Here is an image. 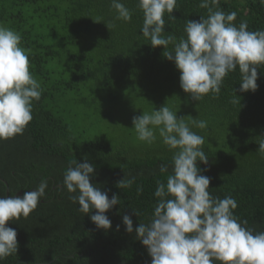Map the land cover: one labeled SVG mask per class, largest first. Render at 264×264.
I'll return each instance as SVG.
<instances>
[{"label": "trees", "instance_id": "16d2710c", "mask_svg": "<svg viewBox=\"0 0 264 264\" xmlns=\"http://www.w3.org/2000/svg\"><path fill=\"white\" fill-rule=\"evenodd\" d=\"M121 2L132 10L131 20L116 21L108 29L115 16L110 0H0V24L20 33L29 70L42 88L23 134L0 141V196L7 198V188L15 196L48 181L37 208L6 224L17 232L18 250L0 264H151L135 228L150 220L157 181L167 175L160 173V165H168L171 173L173 153L161 142L136 149L107 136L112 122L107 112L122 106L120 94L130 98L128 111L132 105L151 112L166 104L178 118L207 121L206 129L192 130L205 139L202 150L209 161L198 162V167L211 178L210 194L233 197L238 221H247L244 226L254 232L264 231V156L257 151L264 136V65L258 66L255 92L239 91L237 68L224 78L219 96L209 93L194 101L181 90L180 73L164 58V49L152 48L141 35L137 0ZM199 3L177 0L171 14L175 20L165 14V34L179 39L187 20L206 16ZM218 6L225 13L236 12L237 26L246 21L249 31L264 30L259 0H219ZM234 89L240 107L231 103ZM72 159L94 165L90 183L109 199L113 194L120 198L105 213L109 230L97 229L90 221L94 211H78L69 198L73 194L58 189ZM131 177L135 183L130 188L116 187ZM124 215L133 220L131 234L122 223Z\"/></svg>", "mask_w": 264, "mask_h": 264}, {"label": "clouds", "instance_id": "9594fccd", "mask_svg": "<svg viewBox=\"0 0 264 264\" xmlns=\"http://www.w3.org/2000/svg\"><path fill=\"white\" fill-rule=\"evenodd\" d=\"M264 5V0H259ZM219 0H200L206 16L198 21L187 20L183 35L178 39L165 34V14L175 11L177 0H137L143 14L141 35L152 48L162 47L163 56L171 61L179 75V86L194 101L211 93L220 94L224 78L239 69L240 92H255L258 85V66L264 65V30L249 31L246 21L237 26L236 12L225 13ZM114 19L106 27L114 28L116 21L129 22L132 10L121 0H110ZM99 23V21H96ZM21 35L0 24V141L22 135L32 120L33 102L42 95L41 84L31 74L28 50L20 46ZM169 45H172L169 48ZM231 103L240 107V99L233 90ZM204 130L207 121L190 117H177V112L164 104L158 110L143 112L132 118V129L137 140L152 144L159 138L172 155V171L161 164L159 171L167 174L157 181L151 218L135 228L136 239L147 250L151 264H264V231L254 232L234 216L238 207L231 196L223 199L209 192L211 178L203 175L198 167L207 164L208 157L202 150L203 136L192 128ZM258 153L264 156V136L258 140ZM94 165L77 163L72 159L57 187L66 191L70 200L78 204V211L90 215L97 229L109 230L111 220L105 215L121 203L120 198L90 183ZM135 177L121 179L118 189L130 188ZM48 181L42 179L32 191L23 196H0V260L16 255L17 232L6 227L10 221L28 217L45 196ZM142 192V187L137 188ZM135 216L140 212L132 210ZM125 231L133 233V220L122 217ZM117 231L119 225H117Z\"/></svg>", "mask_w": 264, "mask_h": 264}, {"label": "rangeland", "instance_id": "374dc122", "mask_svg": "<svg viewBox=\"0 0 264 264\" xmlns=\"http://www.w3.org/2000/svg\"><path fill=\"white\" fill-rule=\"evenodd\" d=\"M119 99L121 100L122 104L120 103L119 107L113 109L110 114L107 112V115L112 116V122L109 124L108 127L109 134L107 135L113 142H124V146L128 145V147H135L138 149L141 145L145 147H152L160 143L159 138L156 142L152 144H147L137 140L136 134L132 129V118L134 116L141 115L144 110L141 108H133L131 106L130 110L128 111L127 107L129 106V97L126 94H120ZM127 105V106H126ZM195 118L194 116H191Z\"/></svg>", "mask_w": 264, "mask_h": 264}, {"label": "water", "instance_id": "95a60500", "mask_svg": "<svg viewBox=\"0 0 264 264\" xmlns=\"http://www.w3.org/2000/svg\"><path fill=\"white\" fill-rule=\"evenodd\" d=\"M23 194L24 193L22 191H19L15 196H23ZM6 196L9 197V190H8V188H7V191H6ZM18 264H20V262Z\"/></svg>", "mask_w": 264, "mask_h": 264}]
</instances>
